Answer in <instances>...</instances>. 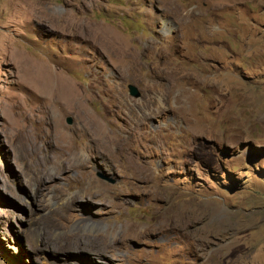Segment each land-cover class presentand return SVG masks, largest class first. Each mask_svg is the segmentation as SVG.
Instances as JSON below:
<instances>
[{"label":"rangeland","instance_id":"374dc122","mask_svg":"<svg viewBox=\"0 0 264 264\" xmlns=\"http://www.w3.org/2000/svg\"><path fill=\"white\" fill-rule=\"evenodd\" d=\"M0 264H264V0H0Z\"/></svg>","mask_w":264,"mask_h":264},{"label":"bare ground","instance_id":"6f19581e","mask_svg":"<svg viewBox=\"0 0 264 264\" xmlns=\"http://www.w3.org/2000/svg\"><path fill=\"white\" fill-rule=\"evenodd\" d=\"M123 55L126 57L127 55L123 52ZM128 57V56H127ZM40 76V75H39ZM43 76V75H42ZM47 76V75H46ZM43 77H45V76H43ZM43 77H41V78H43ZM36 78H38V77H36ZM40 78V77H39ZM44 80V79H43ZM44 81H46V80H44ZM37 83H40V80L39 79H37V81H36ZM42 82V81H41ZM58 95L61 97V98H63V99H66L67 100V105L69 106V107H73L74 108V105H75V100H74V96H75V94H74V92H73V90H72V88L68 85V83H66V82H64L61 86H58ZM73 102H74V105H73ZM77 103H78V100H77ZM91 118H93V117H91ZM96 119V118H95ZM97 121V120H96ZM89 125H90V127H91V129H92V131H93V133H94V135L95 136H97V138H100V140H102V141H104L105 140V136L107 135L106 133V131H105V127H104V124H103V122H101V121H97L95 124H91V123H89ZM88 127V126H87ZM109 134H111V133H109ZM111 136V135H110ZM113 141V140H112ZM69 149L74 153L73 155H75V161H74V163H76L77 162V165L78 166H83V165H85V164H87V162H89L88 161V157L87 158H85V159H83V158H81L80 157V152H78V151H75L72 147H69ZM79 160V161H78ZM80 166V167H81ZM86 166V165H85ZM64 167H66V166H64ZM79 167V168H80ZM61 168V167H60ZM81 169V168H80ZM63 170V169H62ZM83 170V169H82ZM92 171V170H91ZM57 172V171H56ZM55 172V173H56ZM86 173V172H85ZM59 174L57 173V174H54V177H56V176H58ZM90 175V174H89ZM88 175V176H89ZM85 179V178H84ZM95 182V181H94ZM93 182V183H94ZM101 182V181H100ZM87 188H88V186H87ZM88 190V189H87ZM78 199V198H77ZM73 200V199H72ZM73 202V201H72ZM67 205V204H66ZM65 212V211H64ZM54 213H59V211H54ZM51 225H54V224H51ZM52 227V226H51ZM163 227V226H162ZM52 228H54V226L52 227ZM54 231H56L55 229H54ZM136 231V230H135ZM135 233V232H134ZM129 235H131L130 233H129ZM128 236V235H127ZM65 241H67L68 242V244L67 245H65V246H67V247H75V248H77V249H79L80 251L81 250H83V245H87V246H89V247H95V246H98L99 248L98 249H96L95 250V252L97 251V252H99V254H101V253H104V251H106L107 249H110L112 246H113V244L111 243V242H109L108 241V238L107 237H102V238H98V239H87V238H85V237H83V236H81V235H77V236H74V237H72V238H70L69 240H65ZM55 246H58V244H57V242L55 243ZM96 248V247H95ZM71 250V249H70ZM57 251V250H56ZM74 251V250H73ZM89 252H91V251H89ZM80 254H82V253H80ZM80 254H76L77 256H79ZM98 254V253H97Z\"/></svg>","mask_w":264,"mask_h":264},{"label":"flooded vegetation","instance_id":"af4514ba","mask_svg":"<svg viewBox=\"0 0 264 264\" xmlns=\"http://www.w3.org/2000/svg\"><path fill=\"white\" fill-rule=\"evenodd\" d=\"M220 30V27H215L213 29V33H212V36L215 35L216 36V32H218ZM203 45L206 46V47H220V46H225V43L222 42V41H218V42H215V40H207V39H203Z\"/></svg>","mask_w":264,"mask_h":264},{"label":"water","instance_id":"95a60500","mask_svg":"<svg viewBox=\"0 0 264 264\" xmlns=\"http://www.w3.org/2000/svg\"><path fill=\"white\" fill-rule=\"evenodd\" d=\"M128 88H129V93L132 96H134L136 98H139V97L142 96V92L140 91V89H139V87L137 85H135V84H129L128 85ZM67 122L69 124H72L73 123V118L72 117H68Z\"/></svg>","mask_w":264,"mask_h":264}]
</instances>
